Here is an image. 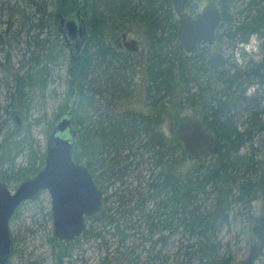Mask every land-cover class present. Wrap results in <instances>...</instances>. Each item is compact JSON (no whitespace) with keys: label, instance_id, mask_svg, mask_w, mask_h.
Wrapping results in <instances>:
<instances>
[{"label":"trees","instance_id":"obj_1","mask_svg":"<svg viewBox=\"0 0 264 264\" xmlns=\"http://www.w3.org/2000/svg\"><path fill=\"white\" fill-rule=\"evenodd\" d=\"M210 1L222 14L216 42L211 47L201 44L190 55L178 43V21L171 0L91 1L86 44L88 49L90 46L96 49L88 56L82 54L79 65L69 60L70 86L76 91L72 110L75 129L72 158L80 164L87 157L85 166L103 191L104 184L109 187L111 179L122 178L130 165L143 159L145 154L157 171L146 184L144 193L129 191L130 198L120 201L115 213L104 207L88 218L89 221L115 225L118 229V218L138 212L150 232L149 237L161 234L157 241L163 247L177 233L187 237V247L181 253L185 261L231 264V259L220 254L221 243L217 237L224 228L230 227L236 208H247L250 225L256 230L252 229L254 241L248 260L242 264L264 263V0H248L240 12L232 0ZM195 2L198 0H190L188 11L198 16L200 7ZM52 4L54 13L60 11L66 17L72 12L68 3L54 0ZM29 5L34 11L32 17H25L29 24L25 30L24 56L28 58L19 70L12 72L11 78L18 86L16 94L22 109H26L23 90L26 86L22 89L19 86L22 80L31 79L29 73L35 66H42L38 71L41 75L48 74L44 73V67L56 64L65 51L49 5L40 4L39 0H30ZM244 13L242 22L235 23L234 16L239 18ZM133 23L144 30L148 44L141 71L136 74L142 77L141 91L131 80L137 77L134 72L139 65L133 64L129 56L115 53L104 42L106 33L116 38L120 33H128ZM43 32L45 38L39 39ZM50 37H54V44ZM254 37L258 42L259 61L254 62L255 58L240 48L245 62L244 66L239 65L235 51L240 45H248ZM26 66L28 70L20 77L19 72ZM44 88L45 85L39 88L42 94ZM96 96L100 97L102 111L97 107ZM133 98L135 106L142 104L144 111L126 108L116 113V101ZM189 112L192 115L188 116ZM185 118L201 122L216 142L215 149L200 160H190L173 134L177 122ZM165 126L171 132L169 137L163 133ZM137 139L142 153L133 152L131 144ZM16 144L19 147L21 143ZM9 147L10 143L4 139L0 145V169L1 163H12L14 156L11 157ZM126 150L131 152L126 158L130 156L134 162L122 166L121 161L110 159L118 151ZM35 161L29 155L27 169L22 174L15 175L8 169L0 173V182L23 174L27 179L34 177L43 168V161L38 167ZM187 162L193 167L183 172ZM99 169L100 173L96 174ZM6 172L8 177L4 176ZM107 200L104 199V206ZM133 200L132 209L125 210L124 205ZM148 202H153V212H145ZM254 202L262 205L260 211H251ZM94 236L93 230L85 229L80 237ZM78 238L65 244L71 246ZM120 242L124 246V241ZM158 252L159 263L164 264L160 261L162 252ZM55 256V264H62L68 256L66 247Z\"/></svg>","mask_w":264,"mask_h":264},{"label":"rangeland","instance_id":"obj_2","mask_svg":"<svg viewBox=\"0 0 264 264\" xmlns=\"http://www.w3.org/2000/svg\"><path fill=\"white\" fill-rule=\"evenodd\" d=\"M34 1L38 2V0ZM88 1L90 4L92 0ZM216 1L219 2V0ZM232 1L237 3V11L240 12L248 0ZM53 2L54 0H39L40 4L49 5L48 10L51 12L56 11L52 4ZM29 4L30 0H0V145L3 144L4 139L7 140L10 143L11 157L14 156L12 163L9 161L1 163L3 165H1L0 173L11 169L15 175L22 174L24 169H27L29 155L35 158L36 167L40 166L42 161L44 166L48 137L52 133L59 115L64 114V108L74 88L70 86L71 77L68 71L70 67L69 60L71 59L73 63L74 61L67 47V49L64 48L63 56L56 64H47L44 67V73L46 71L48 74L41 75L38 72L42 66H35L30 70L29 77L31 79L26 77V80H22L19 85L20 89H22L23 85L26 86L23 89L26 94V109H22L18 105V95L16 94L18 86L13 83L11 78L12 72L19 70L20 66L25 64V60L28 58V56H24L26 53L25 42L27 41L25 30L29 24L27 19L32 17L34 11ZM195 4L200 7V12L205 6L211 4V1L198 0ZM89 15L85 17L86 23L89 20ZM237 15L234 16L235 23L242 22L246 13L239 18ZM25 17L28 18L25 19ZM143 31L142 28H138L136 23H133V25H129V32L127 33L128 40L135 39L139 43V51L136 54L129 53L131 62L139 65L135 69V75L140 73L141 64L144 62L142 58L148 53V44L144 38ZM120 34H118V38ZM45 36L46 33L43 32L39 39H44ZM61 38L62 35L59 39L61 40ZM111 39L112 34L110 32L106 33L104 42L115 53L122 55V51L117 50ZM50 41L54 44V37H50ZM257 43L256 37H254L248 45L238 46V50L235 51V57L239 65L244 66L245 62L240 56V48L250 57H254V62L259 61V57L256 56L258 51ZM51 47L53 48V46ZM31 49L33 50V48ZM89 49L88 53L91 54V52L94 53L96 47L90 46ZM28 68L26 66L25 69L20 71L19 76L24 77V73ZM131 80L138 89L141 88L143 82L140 75ZM44 85V93L42 94L39 88ZM250 92L253 93L254 90ZM98 98L100 99V97ZM135 103V98L129 101H116L117 107L115 111L120 113L122 109L125 110L126 108L138 111L145 110L142 104L135 106ZM141 103H143V100H141ZM99 109L102 111L103 107H99ZM190 115H192L191 112L188 113V116ZM71 129L75 130L74 127ZM163 133L167 137L171 136L167 126L164 127ZM138 141L139 139L134 140L131 144L133 152L138 150L139 153H142L138 149ZM15 143L21 144L18 147ZM84 149H82V152H84ZM245 151L243 150L242 152ZM129 153L131 152L127 150L118 151L117 155L110 156V159L121 161L122 166L128 165L134 162L130 156L126 158ZM86 160L87 157L85 156L80 165L85 166ZM191 167H193V164L185 163L183 172ZM100 171V169L96 171V174H99ZM156 173L155 167L150 162V157L145 154L143 159L136 160L130 165L122 178L116 181L111 179L112 185H109V187L104 184L106 190L103 191L101 189V192L104 199L107 198L108 200L107 204L103 205L102 208L105 207L110 209V213H115L120 201L127 200L128 196L130 198V195H128L129 191L144 193L147 188L146 184L153 179ZM4 176L8 177L7 172ZM26 180H28L26 174H23V177L6 179L5 184L11 192H14ZM133 205L134 200L133 203L124 205L125 210H131ZM251 205V211L261 210L262 205L260 203L254 202ZM153 210V202L146 203L145 212H153ZM246 212H249L247 208H236L233 212V221H231L230 227L224 228L217 237L219 243H221L220 254L225 258L231 259V264H242L248 260L250 255V247L252 241H254L251 237L254 234L252 229L256 230V227L251 226L253 225L252 223L250 225L251 216H247ZM234 213H236V216ZM117 220L118 229H116L115 225V227H111L87 220L86 229H89V231L93 230L94 237L88 239L80 237L71 246L56 242L53 237L51 199L49 193L43 191L34 200L22 203L9 220L10 264H55V254L65 247L68 256L63 259L62 264H160L158 251L162 252L160 261L164 264H198L197 262L185 261L182 257L181 253L185 252L184 248L187 247L189 241L182 233L169 237L167 245L163 247L157 241L161 234L156 233L153 237H149L150 232L138 212H133L132 215L128 214L126 218H118ZM120 240L124 241V246L122 247L120 246ZM253 263L264 264L262 261Z\"/></svg>","mask_w":264,"mask_h":264},{"label":"water","instance_id":"obj_3","mask_svg":"<svg viewBox=\"0 0 264 264\" xmlns=\"http://www.w3.org/2000/svg\"><path fill=\"white\" fill-rule=\"evenodd\" d=\"M67 0H60L63 4ZM77 8L67 18L56 13L57 30L62 35L65 47L70 45V56L76 65L80 62V52L86 36L87 0H74ZM190 0H171L174 14L178 19L176 34L178 43L186 55L197 46L211 47L215 44L216 32L220 28L222 14L214 4L205 6L193 17L189 14ZM126 51L137 53L138 41L125 40ZM76 103V91H72L63 115H59L49 135L43 168L32 178L21 183L14 192L0 182V264H10L11 249L8 224L16 209L27 201L34 200L39 193L47 191L51 199V212L56 242L70 243L80 237L86 229L88 218L102 209V194L85 166L73 161L74 131L72 110ZM18 120V119H17ZM176 139L183 145L190 160H200L210 154L216 142L195 118H185L177 122L173 129Z\"/></svg>","mask_w":264,"mask_h":264},{"label":"flooded vegetation","instance_id":"obj_4","mask_svg":"<svg viewBox=\"0 0 264 264\" xmlns=\"http://www.w3.org/2000/svg\"><path fill=\"white\" fill-rule=\"evenodd\" d=\"M66 3H68L67 4V6L68 7H70L71 9H72V12L71 13H73V12H75V10H76V8H77V4H76V1H74V0H67L65 3H63V4H66ZM88 10H89V1L87 0V5H86V11H87V13H86V15L85 16H83V18H84V22H85V17L87 16V14H88ZM54 13V12H53ZM70 13V14H71ZM54 18L56 19V13H54ZM66 18H67V16H66ZM85 25H86V36H87V23L85 22ZM57 26H58V22H57ZM123 35H126V38H125V40H128L127 39V33H121L120 34V36H119V38L117 37V38H112L111 40H112V42L116 45V48H117V50H120V51H122L121 53H122V55H124V56H129L130 54V52H128V51H126V49L123 47V44H124V39L122 38V36ZM86 36H85V40H84V44H83V46H82V48H81V52H80V56L82 55V54H84V56H88V47H87V44H86ZM71 46L72 45H70L69 47H68V49H69V51H70V48H71ZM66 49H67V47H65ZM138 50H139V47H138ZM70 53V52H69ZM132 54H136V53H132ZM99 96H96L95 97V100L97 101L96 103H97V107H99V105H100V99L98 98ZM100 108H102V107H100ZM100 110V109H99ZM99 114H101V112L99 113ZM86 167V166H85ZM87 168V167H86ZM89 171V170H88ZM89 173L91 174V172L89 171ZM93 178V177H92ZM98 188V187H97ZM99 191L101 192V190L99 189ZM101 194H102V192H101ZM104 197H103V195H102V207H103V205H104ZM102 210V209H101Z\"/></svg>","mask_w":264,"mask_h":264}]
</instances>
